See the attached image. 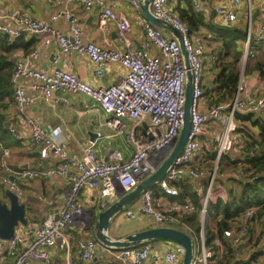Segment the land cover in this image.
Masks as SVG:
<instances>
[{
  "label": "built area",
  "instance_id": "built-area-1",
  "mask_svg": "<svg viewBox=\"0 0 264 264\" xmlns=\"http://www.w3.org/2000/svg\"><path fill=\"white\" fill-rule=\"evenodd\" d=\"M48 1L54 5L55 11L47 22L29 15L19 16L0 11V36L9 37L13 44L16 39L29 35L39 38L44 46L56 43L59 47L53 59L56 68L52 72L31 67V62L39 57L38 48L26 53L15 67L13 98L6 100L7 112L26 127L32 143L39 149L40 157L54 159L57 164L46 169H15L8 162L10 151L0 145V167L3 171L0 186L22 199L20 182L58 176L69 183V189L62 208L46 218L35 230L33 238L26 239L18 233L10 240L0 238V264H49L53 249L69 254L75 241V231L84 232L93 224V213L81 199L84 193L99 191L101 207L109 208L119 196L134 191L155 173L173 151L183 129L190 75L194 94L191 133L183 153L170 167L165 179L155 187L164 195L156 197L154 189L142 193L140 202L143 216L154 228L178 229L183 225L189 229L184 219L195 212V206L190 199H179L180 186L191 182L205 183L206 191L196 189L202 196L199 214L202 226L197 239L192 238L196 250L191 264H223L226 260V242L235 248V251L232 250L237 260H250L249 253L244 256L249 252L244 251V242L253 226L264 227V215H260L264 204L255 203L243 209L233 217V227L222 233L219 224L226 218L222 208L230 200V189L234 190L235 184L253 185L262 176L255 173L243 157L232 159L231 164L224 163L223 158L233 149L232 136L241 128L238 114H253L264 119V96L244 95L246 83L242 80L233 99L215 104L206 111L200 109L204 99L206 43L200 33L191 32L171 11L170 0H153L149 6L150 12L179 32L187 56L173 33L153 25L147 19L138 36L139 47L135 48L130 38V21L116 13L108 0ZM122 1L136 12L142 11L145 2ZM206 1L209 0H190L194 12L202 13ZM223 1L216 9L220 24L232 27L242 20L247 25L245 60L255 58L251 43L259 44L264 39V0ZM68 4H78L86 13L97 10L100 30L115 26L116 45L103 47L92 42L86 43L81 19L67 7ZM256 9L258 33L253 35ZM60 21L68 24L69 32L55 26ZM73 53L87 56L97 77L103 76L105 68L112 64L122 66L127 70V75L116 84L94 88L76 74L58 67L66 55ZM258 91L259 88H256ZM57 94H80L91 99L92 110L106 116L104 125L112 131V137L123 138L132 148L129 158L121 149H110L106 159L98 156L96 140L82 147L81 158L71 155L28 112L29 107L39 99L70 106L69 99L57 97ZM213 123L222 126L223 131L213 138L217 145L214 150L217 155L214 161H210L202 137L206 127ZM163 152L164 156L161 157ZM155 158L160 160L159 164L154 163ZM258 189L264 198V182L258 185ZM252 197L253 194H250L248 199ZM212 204L219 207L215 221L208 219ZM126 216L134 220L138 218V213L127 209ZM208 227L211 228V239L208 238ZM256 240L252 252L259 249L261 254L258 260L264 264V230H261ZM171 244L158 251L151 242L115 251L106 248L96 239L87 238L80 244V257L82 261L91 262L102 250L113 254L122 264H182L183 247L173 242ZM8 259L11 261L8 262Z\"/></svg>",
  "mask_w": 264,
  "mask_h": 264
},
{
  "label": "crops",
  "instance_id": "crops-1",
  "mask_svg": "<svg viewBox=\"0 0 264 264\" xmlns=\"http://www.w3.org/2000/svg\"><path fill=\"white\" fill-rule=\"evenodd\" d=\"M108 2L116 13L121 16H125L130 21L131 25L134 27V30H132V32L130 33V38L133 42L134 47H139L138 36L142 31V24L146 19L143 15V12L134 11L128 3L122 0H108ZM222 3H224L223 0L206 1L203 4V11L200 14L194 12L190 0H170L169 7L171 11L178 17L180 16V10H185L190 14L201 15L203 17L202 21L206 24L212 22L221 25L216 16V9ZM63 6L66 8L65 3L63 4ZM67 7L74 13L79 15L82 22L84 30V40L86 43L92 42L103 47L116 45L117 32L115 26L110 25L105 31L100 30L98 24L99 15L97 10L86 13L78 4H68ZM0 11L4 13L16 14L19 16L29 15L36 20L47 22L50 20V17L54 13L55 8L54 5L51 4L48 0H0ZM257 15L258 10L256 9L254 11L253 35H255V33L257 35L258 33V22H255L257 21ZM55 26L64 32H69L68 24L63 21L55 23ZM234 26H244L245 28L247 27V25L242 20H240ZM196 32L200 33L204 37L208 31L207 28L201 23L199 26V30H197ZM24 37V42L26 43L25 45L28 47L27 51L25 50L26 47L23 46L15 48L10 53H7V56H9L15 63V67L18 62L22 61L26 53L38 48L39 57L31 62V67L43 72H52L56 68V66L53 64V59L54 56L59 52L58 45L56 43H53L50 46H44L37 37L29 35H24ZM204 40L206 44L209 43L208 40L205 39V37ZM245 48L246 47L244 44V65L246 66L249 62L250 63L247 70V75L245 74V72H241V77H244L246 79L243 80V78H240V82L243 80L246 83L244 95L250 94L256 97L264 96V78L262 77L260 71L254 69L255 62L253 60L256 57L254 59L245 60ZM259 53L261 52H258V55ZM206 55L204 58L203 72L204 92H208V90H210L214 86L213 82L216 73V68H214L213 62H211L213 67L211 74H209L208 76V73H205V60L207 57ZM258 61H260V63L264 65V59L261 60L260 58H258ZM58 67L67 72L76 74L94 88H98L101 86L107 87L116 84L127 75V70L122 66H120L119 64H112L105 68L103 76L97 77L95 74L94 66L90 62L89 58L87 56L75 53L66 55ZM244 74L246 76H244ZM256 88H259L258 92H256ZM57 97L69 99L70 106H67L63 103H52L47 102L45 99H39L36 103L29 107L28 112L47 132L52 134L54 138L60 144H62L71 155L76 158H81L82 147L87 145L90 141L96 140V150L98 156L106 159L108 156V151L110 149H121L124 151L125 156L129 158L132 148L125 143L123 138L112 137V131L104 125L106 116L103 113H100L98 115L92 110L91 99L80 94H57ZM215 104L216 103H212L211 98L205 96L203 101L200 103V109L202 111H206L208 108L214 106ZM2 113L5 114L6 117L5 128L7 130H10L11 133L9 134V141L7 142V145L4 144L6 141L3 144L0 143V145L10 151V157L8 158L10 166L15 169L27 170L37 168L46 169L57 164V161L54 159H42L39 154V149L35 144L32 143L26 127L20 121L13 118L12 115L7 112V110ZM253 116H255L256 119L260 118L257 115ZM237 119L239 123L242 124L241 127L247 129L253 137H257L259 135L260 128L258 125H253L248 121H240L238 117ZM261 119L264 120L263 118ZM128 123L130 125L132 124L131 122ZM222 131L223 127L216 123L208 125L205 129V134L202 137V141L204 146L206 147V156L210 161H214L217 155L214 151L217 149V145L213 142V138L215 135L221 134ZM91 134H96V137L92 139ZM118 140H120L121 143L118 142ZM232 140L233 149L225 154L226 158L230 161H232V159H239V157H243V154L245 153V141L247 139L246 135H244L241 131H238L232 136ZM1 161L2 157L0 156V163ZM242 185L244 184L241 183L240 186L235 184L234 190L230 189V200L231 193L237 196L241 194ZM20 186L23 190V197L22 199H20V202L26 207V217L28 220V225H20L16 229V231L18 234H22L26 239H31L34 236L35 230L43 224L46 218L62 208L65 203L67 190L69 189V183L65 179L55 176L42 180L20 182ZM186 187H190L189 192L196 193L199 196L200 206L196 207L194 200L192 197H190V195L181 196L180 194L179 199L181 201L190 199L195 206V212L198 211L200 214V209L202 208V196L199 192L196 191V189L200 188L206 191V184L201 182H191L190 184L180 186V193L182 192L181 190ZM227 189H229V186L227 187ZM154 190L156 191V197H158L159 195H164L162 192L157 190V188H154ZM7 191L8 190L6 188L0 186V200H2L4 203L9 204V200L6 197ZM120 197L121 196L118 197L116 202L120 199ZM81 199L84 205L91 209L93 213L92 227L84 232H79L77 230L75 231V241L72 244V249L69 254L59 249L51 250L52 259L51 263L49 264H122L118 259L114 257L113 254L102 250L99 251L98 257L91 262H85L81 260V242L87 238H93L97 240L95 226L99 220V215L107 209L101 207V197L99 191L86 192L81 196ZM230 200L226 202V204H224H229ZM135 202L128 208H126L123 212L117 214L111 220V226L108 233L112 239H125L129 235L147 230L149 227L154 228L147 220V218L143 216V213L141 212V202L138 206L135 205ZM224 204L222 208L223 211L225 207ZM127 209H132L136 213H138V218L134 220L128 219L126 216ZM218 210V205L212 204L208 219L211 221H215V218L217 217L215 213ZM133 221H135L134 224L132 223ZM199 221L201 222L200 217ZM208 228V231H210L211 228ZM261 230H264V227L262 225L259 228L257 226H253L251 228L250 235L244 242V247H246L244 251H249L246 252L244 256H246L248 253L249 258L251 256L250 260L248 261L237 260V255L236 253L234 254L235 248L230 245L229 242H226V259L229 253L227 247H229L232 254V261L229 264H262L258 260L261 254L259 249L253 250L252 252V249H254L255 243L257 241V235L261 232ZM171 245V242L157 241L153 244V247L156 251H158L163 248L170 247ZM20 249H22V246H20ZM7 261L9 262L11 261V259H8ZM29 264L36 263L30 262Z\"/></svg>",
  "mask_w": 264,
  "mask_h": 264
},
{
  "label": "trees",
  "instance_id": "trees-1",
  "mask_svg": "<svg viewBox=\"0 0 264 264\" xmlns=\"http://www.w3.org/2000/svg\"><path fill=\"white\" fill-rule=\"evenodd\" d=\"M180 19L184 24H186L191 32H196L199 30V26L202 23L207 28V34H205V39L208 42H214L217 50H214L212 54V62L214 68H216L214 86L204 92V97L207 96L212 99V103H222L233 99L237 93L241 70L239 69V63L241 62L244 55V44L247 41V31L244 26H234V27H224L216 23L206 24L203 22V17L197 14H190L185 10H180ZM197 33V32H196ZM24 36L15 40L11 44L9 37L0 36V143H5L9 141L10 130L5 128L6 117L5 112L7 110L6 100L13 97V74L15 71V63L11 60L7 53H10L13 49L25 46V50L28 47L25 45ZM217 43V44H216ZM251 49L255 53V59L253 60L254 69L260 71L262 77L264 78V65L258 61V52L264 54V39L259 43H251ZM5 101V102H4ZM237 117L240 121H248L253 125H258L260 128V133L257 137H253L251 133L241 127V131L246 135L245 150L243 158L246 162L251 165L254 172L262 174L259 180L255 184L242 185V192L240 195H234L231 193V201L229 204L225 205L224 212L226 213V218L219 224V231L222 233L224 230L231 229L233 227L234 219L243 209L255 203H263L264 198L261 197V192L259 193L258 185L264 182V120L261 118H255L252 114H238ZM258 147V148H257ZM224 163L231 164L232 161L223 158ZM3 175V171L0 167V176ZM155 187L151 188L154 189ZM190 187L183 188L181 191V196L190 195L193 198L196 207H199V196L196 193L189 192ZM250 194H253L252 199H248ZM182 198V197H181ZM252 200V201H251ZM243 204L242 206L240 204ZM260 215H264V206ZM184 223L189 226V229L185 228L183 225L179 226L178 229H182L188 235H190L194 240L197 239L200 229L201 222L199 221V212H194L189 216H186ZM150 229V227L148 228ZM208 238H212L211 231L207 230ZM156 240L151 243L154 244ZM166 241V240H165ZM168 242V241H167ZM229 253L228 257L223 264H229L232 261V254L229 247H227ZM251 264V263H245Z\"/></svg>",
  "mask_w": 264,
  "mask_h": 264
},
{
  "label": "water",
  "instance_id": "water-1",
  "mask_svg": "<svg viewBox=\"0 0 264 264\" xmlns=\"http://www.w3.org/2000/svg\"><path fill=\"white\" fill-rule=\"evenodd\" d=\"M153 0H145L142 12L145 18L153 25L173 33L180 41L182 51L187 56L186 50L183 46V38L172 26L166 24L163 20H160L152 15L150 12V3ZM188 62V60H187ZM13 90V89H12ZM194 102L192 76H189V83L186 90V104H185V116L184 125L181 131L178 142L176 143L173 151L169 154L163 164L153 173L149 178L144 180L134 191L121 195L120 199L111 205L106 211L99 215V220L95 226L97 240L108 249L120 251L126 248H132L140 246L147 242L156 240H166L181 245L184 249V258L182 264H191L195 255V242L190 235L185 231L169 228V227H155L150 228L132 235L127 236L125 239L114 240L109 236V229L111 226V220L119 213L123 212L131 204H133L142 193L148 189L156 187L167 176L168 170L174 164V162L181 156L184 151L186 142L191 133V108ZM8 126V124H7ZM92 139L96 137V134H91ZM6 197L9 200L8 203H4L0 200V238L3 240H10L13 238L20 226H27L28 220L26 217V207L20 202V199L13 192L7 191ZM142 213L143 210H141Z\"/></svg>",
  "mask_w": 264,
  "mask_h": 264
},
{
  "label": "rangeland",
  "instance_id": "rangeland-1",
  "mask_svg": "<svg viewBox=\"0 0 264 264\" xmlns=\"http://www.w3.org/2000/svg\"><path fill=\"white\" fill-rule=\"evenodd\" d=\"M256 23H257V21H255ZM132 30H134V27L132 26ZM217 44V43H216ZM217 50V48H216V45H215V43L214 42H209V43H207L206 44V51H207V57H206V60H205V68H206V70H205V73L207 74L208 73V76H209V74H211V72H212V64H211V62H212V54H214V50ZM258 58H260L261 60H263L264 59V54H262V53H259V55H258ZM257 58V59H258ZM250 63V62H249ZM249 63L245 66L244 65V61H243V58H242V60H241V62L239 63V69L241 70V72L243 73V72H245V74L247 75V70H248V68H249ZM244 74V76H246ZM208 78V77H207ZM243 78V80H246L244 77H241V79ZM240 79V80H241ZM118 142H120L121 143V141L120 140H118ZM164 156V152L162 153V156L161 157H163ZM154 163L155 164H159L160 163V160L159 159H154ZM140 199H141V197L140 198H138L137 200H136V202H135V205L136 206H138L139 205V203H140ZM133 224L135 223V221H133L132 222ZM132 224V225H133Z\"/></svg>",
  "mask_w": 264,
  "mask_h": 264
}]
</instances>
